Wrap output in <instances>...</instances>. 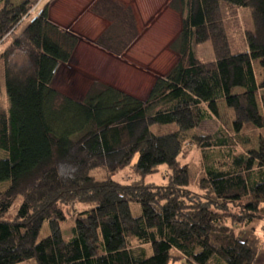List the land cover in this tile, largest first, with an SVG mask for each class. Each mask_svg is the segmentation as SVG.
Segmentation results:
<instances>
[{
  "label": "trees",
  "instance_id": "16d2710c",
  "mask_svg": "<svg viewBox=\"0 0 264 264\" xmlns=\"http://www.w3.org/2000/svg\"><path fill=\"white\" fill-rule=\"evenodd\" d=\"M38 1L0 0V46ZM51 1L0 54L8 98L0 107V182L10 181L0 192V264H253L262 232L251 228L245 239L241 232L256 220L264 226V0H172L183 14L171 44L178 59L146 98L94 83L79 100L53 86L79 37L50 20ZM222 1L237 25L241 7L251 12L243 52L232 50ZM98 42L107 45L105 35ZM205 42L213 60L194 52ZM223 100L231 132L191 133L219 116ZM170 123L175 130L152 129ZM255 138L257 148L239 149ZM190 144L203 163L195 188L182 159ZM162 165L165 183L144 180ZM127 167L140 177L116 180ZM69 217L75 223L65 239ZM46 222L50 234L39 239Z\"/></svg>",
  "mask_w": 264,
  "mask_h": 264
},
{
  "label": "rangeland",
  "instance_id": "374dc122",
  "mask_svg": "<svg viewBox=\"0 0 264 264\" xmlns=\"http://www.w3.org/2000/svg\"><path fill=\"white\" fill-rule=\"evenodd\" d=\"M47 1V0H46ZM15 3L18 0H14ZM45 1L40 6H35L31 14L25 18V21L21 24L20 28L10 37H8L5 42L0 46V54L3 50L13 41L14 37L31 21V19L39 13V11L43 8ZM222 10L224 15L225 26L229 35V40L231 43V47L234 53L243 52L245 49V45L242 39V32L247 29H253V21L251 17V12L246 7H241L237 11V17L239 24H236L235 18L232 16V12L230 11V7L228 3L222 1ZM81 33V32H79ZM180 32H144L143 35L140 36V33L137 37H139L136 45L138 44H146L147 48H151L153 51V62H151L152 67L155 70H150L146 68H142V66H136L132 68H124L118 67V64L115 61H111V59L103 58L98 60L97 56H94V52L92 53H84V36H81L79 39V44L75 48L70 61L66 64H63L53 82V86L58 89L62 94L68 95L75 99H81L88 90L92 87L94 83H101L106 85H113L118 88H121L141 99L146 98L150 87L153 84L154 77H150L155 73H164L168 70L170 65H174L178 59V54L171 48V44L178 37ZM168 34V35H167ZM161 44H160V42ZM157 49L164 51L168 50V57H164L162 61L156 60V51ZM158 50V52L160 51ZM195 54L201 58L202 60L209 61L213 60L214 50L210 42H205L203 44H197L194 47ZM176 53V54H175ZM94 58H97L96 60ZM120 64V63H119ZM148 64V62H145ZM171 69V68H170ZM169 69V70H170ZM168 70V71H169ZM256 71L259 75L261 73V69L258 65H256ZM152 72V73H151ZM241 88H236L235 91H239ZM220 114L215 119H209L205 121L200 127L191 130V133H208L215 132L220 126L225 127L226 130L231 132V121H230V113L228 109L225 107V101H220ZM8 106V98L6 95L5 82L3 76V70L1 66L0 60V107ZM153 131L161 134L166 133L168 131H173L176 129V125L174 123L170 124H158L153 126ZM257 138L254 139L253 143L248 145H239V149L241 150H250L252 148H257ZM186 155L182 157L183 161L189 163L190 166V175H191V186L195 188L203 176V171L201 169V161H200V152L193 148L190 144L187 146ZM214 150L213 152H215ZM4 151L0 149V157L4 156ZM219 158L218 154H214L212 157L215 159ZM203 160V158H202ZM136 161V159L134 160ZM167 167L162 165L160 171L151 175H147L145 177L146 182H155V183H165L166 175L168 174ZM101 172H98L97 175L101 176ZM115 179L121 182H130L137 176L133 174L129 167L120 170L115 174ZM10 181L5 180L0 182V192L7 189ZM22 202L21 197L16 199L8 213L6 214L7 218L15 217L17 213V209L19 208ZM82 209L84 208L81 206ZM132 210L135 215L141 213V207L138 204H132ZM74 219L69 217L65 221L62 222V233L65 239H70L72 236V227L74 226ZM50 234V226L49 223L46 222L39 235V239H42ZM264 236V234L262 233ZM243 238L244 235L242 236ZM18 264H37L36 259H31L27 261L20 262ZM174 264H184L183 262H176Z\"/></svg>",
  "mask_w": 264,
  "mask_h": 264
},
{
  "label": "crops",
  "instance_id": "0c3cea01",
  "mask_svg": "<svg viewBox=\"0 0 264 264\" xmlns=\"http://www.w3.org/2000/svg\"><path fill=\"white\" fill-rule=\"evenodd\" d=\"M44 1L45 5L50 0H39L37 6H40ZM171 1L52 0L48 12L53 23L74 33L79 39L84 36V53L94 52V56L98 54V60L111 59L118 64V67L132 68L138 65L154 71L155 68L151 64L153 51L151 48H147L146 44L137 46L136 43L139 39L137 36L139 33L140 36L143 35L144 32H181L183 14L170 6ZM131 32H138V35L129 41ZM102 35H105L107 45L98 42ZM127 42V46L121 51L116 49ZM112 45L113 48L110 47ZM158 50L160 49L155 52L156 60L154 62H160L164 60L165 56L168 57V50L164 51V54L163 50L159 52ZM172 66L170 65L168 70ZM168 70L164 73L152 74L150 77L156 79L167 74ZM251 228H257L264 234L263 223L256 220L241 232V237L244 235L246 238ZM262 237L264 239V236ZM253 264H264V240L263 247L257 253Z\"/></svg>",
  "mask_w": 264,
  "mask_h": 264
}]
</instances>
